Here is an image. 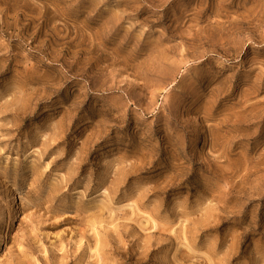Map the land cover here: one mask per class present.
I'll list each match as a JSON object with an SVG mask.
<instances>
[{"label":"rangeland","instance_id":"rangeland-1","mask_svg":"<svg viewBox=\"0 0 264 264\" xmlns=\"http://www.w3.org/2000/svg\"><path fill=\"white\" fill-rule=\"evenodd\" d=\"M0 264H264V0H0Z\"/></svg>","mask_w":264,"mask_h":264},{"label":"bare ground","instance_id":"bare-ground-1","mask_svg":"<svg viewBox=\"0 0 264 264\" xmlns=\"http://www.w3.org/2000/svg\"><path fill=\"white\" fill-rule=\"evenodd\" d=\"M12 206H13V209H14L15 207H14V204L13 203H12ZM12 206H11V208H12Z\"/></svg>","mask_w":264,"mask_h":264}]
</instances>
